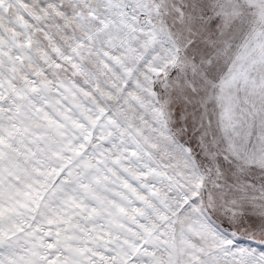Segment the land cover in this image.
<instances>
[{
	"label": "snow or ice",
	"instance_id": "1",
	"mask_svg": "<svg viewBox=\"0 0 264 264\" xmlns=\"http://www.w3.org/2000/svg\"><path fill=\"white\" fill-rule=\"evenodd\" d=\"M0 264H264V0H0Z\"/></svg>",
	"mask_w": 264,
	"mask_h": 264
}]
</instances>
